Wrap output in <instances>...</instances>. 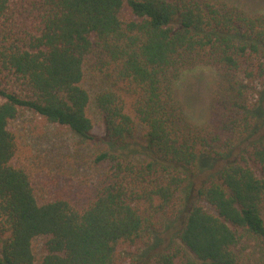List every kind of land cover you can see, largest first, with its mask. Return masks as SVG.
<instances>
[{"label": "trees", "instance_id": "trees-1", "mask_svg": "<svg viewBox=\"0 0 264 264\" xmlns=\"http://www.w3.org/2000/svg\"><path fill=\"white\" fill-rule=\"evenodd\" d=\"M200 65L220 74L205 123L177 89ZM92 105L107 137L92 156L99 184L82 203L41 198L14 122L30 111L96 143ZM137 138L146 157L129 151ZM0 264H264V13L0 0Z\"/></svg>", "mask_w": 264, "mask_h": 264}, {"label": "rangeland", "instance_id": "rangeland-1", "mask_svg": "<svg viewBox=\"0 0 264 264\" xmlns=\"http://www.w3.org/2000/svg\"><path fill=\"white\" fill-rule=\"evenodd\" d=\"M252 13H264V0H227ZM220 78L219 71L211 65H200L187 69L177 82V89L184 102L188 116L201 123L213 116L214 89ZM86 87L93 95L100 81L87 73ZM91 117L95 124L96 143L84 140L73 132L55 125L46 124L30 111L23 112L13 126L18 132L22 145V160L31 172L39 196L43 199L67 197L78 203L99 184L102 169L93 162L97 142L107 140L102 118L94 105ZM129 146L139 156L146 157V143L142 138ZM130 151V152H131ZM199 179L195 183L198 185ZM175 228H169L166 237H173ZM43 237L34 241L37 257L43 255Z\"/></svg>", "mask_w": 264, "mask_h": 264}]
</instances>
